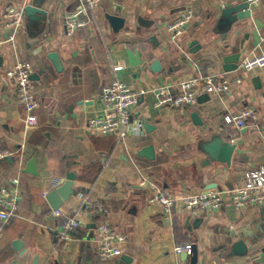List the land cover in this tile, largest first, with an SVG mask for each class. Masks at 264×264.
Segmentation results:
<instances>
[{
  "label": "crops",
  "instance_id": "obj_1",
  "mask_svg": "<svg viewBox=\"0 0 264 264\" xmlns=\"http://www.w3.org/2000/svg\"><path fill=\"white\" fill-rule=\"evenodd\" d=\"M30 1L0 0V153L5 154L0 187L20 173L21 194L17 215L3 228L0 264H191L193 251L196 264H264V205L239 209L226 197L218 210L200 215L179 204L165 213L148 202L139 184L141 173L174 194L226 189L239 184L245 170L264 167V99L253 82L255 77L264 81V68L225 70L221 59L226 53L240 51L242 58L264 51V0H253L252 16L230 26L220 12L234 0H105L90 12V24L71 36L64 17L78 0H41L44 14L27 16ZM11 5L23 6L22 23L14 31L4 17ZM184 10L193 18L176 46L167 25ZM192 40L201 46L196 51L187 45ZM19 59L32 67L39 102L33 111L37 123L27 130L14 85L5 76ZM155 61L160 70L153 68ZM41 63H48L50 72H41ZM115 63L123 65L117 75L138 94L132 120L150 126L127 137L128 150L112 135H93L86 126L104 110L100 94ZM213 73L241 82H231L220 95L201 90L194 105L154 108L159 87L175 93L181 79ZM244 107L254 116L238 129L226 116ZM215 133L236 143L229 165L206 162L202 143ZM149 144L155 150L152 160L137 154ZM31 160L34 173L28 172ZM68 172L76 177V195L58 209L67 215L81 211L82 225L64 242L58 238L62 217L54 215L43 192L61 184ZM80 195L92 204L91 211L82 210ZM104 222L126 235L124 259L98 258L95 241ZM257 235L248 247L246 241ZM239 241L246 245L242 253ZM182 242L192 244L190 254L174 251Z\"/></svg>",
  "mask_w": 264,
  "mask_h": 264
},
{
  "label": "built area",
  "instance_id": "obj_2",
  "mask_svg": "<svg viewBox=\"0 0 264 264\" xmlns=\"http://www.w3.org/2000/svg\"><path fill=\"white\" fill-rule=\"evenodd\" d=\"M105 0H78L74 10L64 17L65 33L73 35L77 30L90 24V12ZM23 6L11 5L6 7L4 17L7 25L14 31L22 23ZM191 10H184L172 22L167 25L170 41L178 46L179 37L184 33L186 25L192 20ZM264 68V51L250 53L239 59L236 69L241 72H250ZM123 69V65H112L114 76L112 80L102 87L100 98L104 104L101 114L92 116L87 121V130L97 136L112 135L115 144L128 150L126 139L129 135H140L143 132V123L132 120V113L137 102L138 94L132 90L117 73ZM32 67L26 60H17L11 67L5 70V76L14 85L15 96L24 111L22 118L25 130L36 125V117L33 111L39 105L34 95L33 81L31 79ZM240 83V77L230 78L219 74L197 75L183 78L176 83L175 93L170 92L168 86H161L154 92L155 109L162 106L178 108L182 105H194L198 92L201 90L211 95H220L229 90L230 83ZM251 108L244 107L239 111L226 116V121L233 123L238 129L246 127L247 119L253 117ZM23 146H21V149ZM5 154L0 153V158ZM140 174V186L145 187L149 203L159 205L165 213H170L176 204L183 210L194 215H200L208 211L218 210L228 197L236 208L242 209L248 206L264 205V167L245 170L242 181L236 186L226 189H205L195 193L174 194L161 188ZM20 173L10 177L8 184L0 187V238L4 225L17 215L21 194L19 190ZM46 195V192H43ZM82 197V207L91 208L89 200ZM100 210V209H99ZM55 216L62 217L58 238L64 242L71 239L72 232L82 225L79 211L76 215H67L62 209L54 210ZM96 238V253L103 262L120 258L122 248L126 242V235L108 223H102L98 227ZM192 244L189 242L177 243L174 246L176 253L192 252Z\"/></svg>",
  "mask_w": 264,
  "mask_h": 264
},
{
  "label": "water",
  "instance_id": "obj_3",
  "mask_svg": "<svg viewBox=\"0 0 264 264\" xmlns=\"http://www.w3.org/2000/svg\"><path fill=\"white\" fill-rule=\"evenodd\" d=\"M42 3L41 0H31L30 3H28L24 7L25 14L33 15L34 13L38 14H44V11L42 9ZM254 1L253 0H234L232 2L225 3L221 7V16L224 19L225 23L227 25H231L235 21H240L243 19H248L252 16V13L254 11ZM187 45L189 47H194L192 51H196L201 46L200 44H197L196 40L188 41ZM196 47V49H195ZM191 51V52H192ZM240 51L234 52V53H226L221 57L223 62V68L225 70H234L237 67L238 60L240 58ZM185 56V54L183 55ZM49 57H52L49 56ZM185 59V57H184ZM53 62V60H52ZM160 63L159 61H155L154 67L156 70H160L159 68ZM39 70L50 72V68L48 66V63H41V66ZM31 79H33V76L31 75ZM254 87L255 89L260 91V96L264 99V81H261L258 77H255L253 79ZM196 112H191V117L195 118ZM145 129H149V125H143ZM236 148V143L230 142L226 136H222L220 133H215L209 140L204 141L202 143V151L206 154V162L209 164L211 162H220V163H226L229 165L231 158L233 157L234 150ZM154 146L149 144L146 146L141 147L138 149L137 154L138 156L145 157L147 159H154ZM29 170L28 172L34 173V161L31 160L28 164ZM75 175L73 172H68L65 176V179L61 184L51 189L49 192L46 193L45 198L47 202L49 203L50 207L53 210L58 209L64 201L70 198L72 195H76V189L73 187V182L75 180ZM264 210V206L262 207ZM260 238L259 235H257L255 238L251 239L250 241H246V244L248 247L254 246L256 244L257 240ZM16 241L12 242L13 247H16ZM242 246L243 249L241 251H246V245H243L242 241H239L236 246ZM233 252L237 253V248L233 247ZM264 251V249H262ZM121 258H125L124 255L120 256ZM196 254H194V251L192 252L191 256V264H196Z\"/></svg>",
  "mask_w": 264,
  "mask_h": 264
}]
</instances>
